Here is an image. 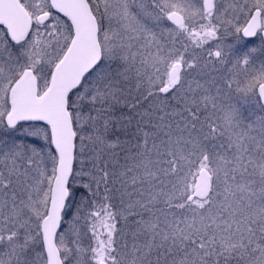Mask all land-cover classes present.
Returning a JSON list of instances; mask_svg holds the SVG:
<instances>
[{
  "label": "snow or ice",
  "instance_id": "6c2138e0",
  "mask_svg": "<svg viewBox=\"0 0 264 264\" xmlns=\"http://www.w3.org/2000/svg\"><path fill=\"white\" fill-rule=\"evenodd\" d=\"M0 264H264V0H0Z\"/></svg>",
  "mask_w": 264,
  "mask_h": 264
}]
</instances>
